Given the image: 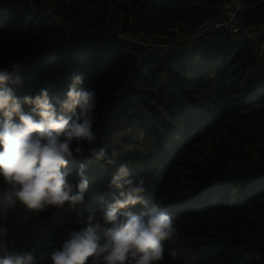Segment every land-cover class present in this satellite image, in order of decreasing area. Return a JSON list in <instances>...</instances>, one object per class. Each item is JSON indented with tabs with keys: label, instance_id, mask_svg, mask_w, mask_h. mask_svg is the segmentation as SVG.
Listing matches in <instances>:
<instances>
[{
	"label": "trees",
	"instance_id": "1",
	"mask_svg": "<svg viewBox=\"0 0 264 264\" xmlns=\"http://www.w3.org/2000/svg\"><path fill=\"white\" fill-rule=\"evenodd\" d=\"M36 2L76 23L87 21L95 31L121 27L171 36L178 23L192 31L204 18L217 19L210 9L222 0ZM246 3L243 22L264 27V0ZM15 5L0 0V68L21 65L15 90L22 111L39 119L23 99L46 90L59 112L57 100L66 99L72 78L81 75V87L96 92L97 139L91 146L85 142L65 169L76 185L79 164L86 166L83 205L41 211L17 205L0 219L8 227L9 251L32 250L36 264H51V250L84 226L79 212L99 220L101 207L119 198L120 190L109 184L126 166L130 178L145 180L149 209L158 207L175 221L177 239L166 244L161 264H264V74L255 71L256 45L218 30L183 54L140 48L120 54L118 42L65 50L64 29ZM136 129L152 141L146 154L136 147L109 165L89 153L103 147L111 155L112 138ZM149 209L137 204L121 211Z\"/></svg>",
	"mask_w": 264,
	"mask_h": 264
},
{
	"label": "clouds",
	"instance_id": "2",
	"mask_svg": "<svg viewBox=\"0 0 264 264\" xmlns=\"http://www.w3.org/2000/svg\"><path fill=\"white\" fill-rule=\"evenodd\" d=\"M20 64L11 71L0 68V219H6L17 205L26 211H41L49 207L76 210L85 200L89 181L86 166L77 169L74 185L65 171L75 154L82 153L86 142L94 145L95 90L81 87L83 77L75 75L66 99L57 100L59 112L46 90L25 96L23 102L33 105L32 113L22 111L16 88L21 83ZM73 113V116H69ZM19 117V123L13 117ZM143 135V134H141ZM97 160L114 164L116 152L101 147L90 149ZM74 187L76 191H74ZM109 187L120 190L119 198L100 209V219L94 214L83 219V227L70 230L60 247L51 250V264H161L167 243H174L176 227L173 218L158 207L149 209L142 194L147 192L143 178H130L129 169L121 166ZM143 205L149 210L133 214L129 206ZM0 264H36L34 251H9L8 227L0 225ZM175 257V253H172Z\"/></svg>",
	"mask_w": 264,
	"mask_h": 264
},
{
	"label": "built area",
	"instance_id": "3",
	"mask_svg": "<svg viewBox=\"0 0 264 264\" xmlns=\"http://www.w3.org/2000/svg\"><path fill=\"white\" fill-rule=\"evenodd\" d=\"M16 10L29 7L41 16H49L53 23L65 31L62 48L72 50L75 47L93 48L101 46L107 48L111 43H121L116 47L120 54L130 52L131 48H140L162 54H183L201 37L224 30L242 43L256 45L255 71L264 74V27L254 23H244L243 16L247 13L246 0H222L221 4L211 6L212 11L218 13L217 19L204 18L195 30L186 29L183 23L173 28V34L160 35L156 33L143 34L134 28H111L95 31L89 22L76 23L73 18L64 17L57 13L56 7L41 5L36 0H15ZM36 62V61H35ZM141 155L148 149L139 148Z\"/></svg>",
	"mask_w": 264,
	"mask_h": 264
},
{
	"label": "rangeland",
	"instance_id": "4",
	"mask_svg": "<svg viewBox=\"0 0 264 264\" xmlns=\"http://www.w3.org/2000/svg\"><path fill=\"white\" fill-rule=\"evenodd\" d=\"M152 141L146 135H141L139 130H134L130 133H121L112 138L111 147L117 155H122L129 152H135L136 147H144L148 149Z\"/></svg>",
	"mask_w": 264,
	"mask_h": 264
}]
</instances>
